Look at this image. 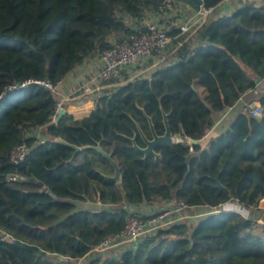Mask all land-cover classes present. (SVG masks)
Here are the masks:
<instances>
[{
    "label": "trees",
    "instance_id": "obj_1",
    "mask_svg": "<svg viewBox=\"0 0 264 264\" xmlns=\"http://www.w3.org/2000/svg\"><path fill=\"white\" fill-rule=\"evenodd\" d=\"M161 1L0 0V264H77L122 231L133 209L156 198L191 208L233 201L245 209H257L264 198V114L255 118L246 109L264 104L253 91L264 76V3L219 15L222 0L201 6L181 0L212 12L187 32L164 30L170 43L163 67L148 78L111 80L88 116L65 111L53 121L58 101L51 92L39 85L13 89L32 80L58 83L85 60L145 31L143 21ZM240 100L202 145L218 115ZM163 113L175 143L158 144L159 157L143 159L131 139L140 148L146 146L140 131L152 139L147 117L163 135ZM39 128L42 139L29 134ZM21 143L28 153L14 165L9 154ZM70 145L92 147L77 164L83 153L74 156ZM98 145L118 164L119 182ZM188 220L89 264H264L256 219L226 211Z\"/></svg>",
    "mask_w": 264,
    "mask_h": 264
},
{
    "label": "built area",
    "instance_id": "obj_2",
    "mask_svg": "<svg viewBox=\"0 0 264 264\" xmlns=\"http://www.w3.org/2000/svg\"><path fill=\"white\" fill-rule=\"evenodd\" d=\"M230 2L233 0H222ZM245 1V0H242ZM175 5V0H162L158 6L155 16L165 14L171 10ZM212 12V9L200 7L196 12L198 19H206ZM145 31L139 34L132 35L129 40L120 44H113L110 48L103 50L100 54L102 67L96 74L98 81L109 83L111 80H122L123 75L127 74L129 80L133 75V69L142 62L152 58L155 54L164 51L169 43L170 38L167 36L163 28L155 23L153 20L144 21ZM181 32H187L188 26H179ZM60 81L52 84L47 80L39 81L32 80L23 82L13 87V89H21L30 85H39L45 90L51 92L53 95L57 92V87ZM254 93L264 98V76L257 80ZM233 107L225 108L221 113L216 124L227 117ZM63 109L61 103L57 104V113ZM246 109L250 112L252 117L260 118L264 114V104L259 100L253 101L246 105ZM56 117H53V121ZM189 144H191L189 142ZM192 149V148H191ZM28 148L25 143H21L13 147L10 151V161L14 165H20L24 162ZM9 180H14L15 177H8ZM260 200L257 210L261 216H264V203ZM191 207L183 202L173 204L168 202L166 206L159 210H154L149 204H143L137 209L131 211V216L127 219L122 231L116 234L106 236L100 244L94 247L88 254H93L94 258H102L106 256L115 255L123 252L126 249L134 248L146 236L153 234L159 228H167L172 224L181 220L190 219ZM142 217H149L144 222ZM79 264V261L77 262Z\"/></svg>",
    "mask_w": 264,
    "mask_h": 264
},
{
    "label": "crops",
    "instance_id": "obj_3",
    "mask_svg": "<svg viewBox=\"0 0 264 264\" xmlns=\"http://www.w3.org/2000/svg\"><path fill=\"white\" fill-rule=\"evenodd\" d=\"M252 2L256 5H260L264 3V0H233L230 2L222 1L216 9V14L219 15H229L231 14L236 8L242 7L245 3ZM179 7L173 6L174 8L170 11H167L165 14L155 16V15H148V19L145 20H159L160 25H168V27H179L181 25L177 24V20L179 16H181L183 19L184 17L186 19H189L188 23L194 26L196 23L195 21H199V24L202 23L205 19L198 20V17H196V12L199 10V8L194 7L188 2L178 0ZM193 4V3H192ZM200 6V5H198ZM176 10V11H175ZM189 17H186L185 15ZM144 20V21H145ZM185 20V19H184ZM182 21V25H187V23ZM143 21V26H144ZM193 21V22H192ZM181 22V23H182ZM151 59V58H150ZM150 59L148 60L150 63ZM102 67V61L100 57H96L94 59H88L83 62V64L77 66L75 69L70 71L61 81L60 84L57 87V92L54 95L57 99L58 103H61L63 107V111L68 112L71 114L75 119L81 118L84 116H88L90 112L93 109L94 106V100L96 98L102 97L106 90L110 89L114 86V83H107L108 88L106 90H99V86L96 85V74L100 71ZM94 85V86H93ZM93 92V94L91 93ZM95 98L92 101L91 96H94ZM98 96V97H97ZM243 104V100H240L234 108H232L230 112V116L233 114V112L238 109ZM220 114L218 115V117ZM218 119V118H217ZM216 119V120H217ZM225 119V118H224ZM223 122V120H222ZM217 125L216 121L212 128H215ZM225 125V124H224ZM78 157V156H77ZM76 157V163L80 164L83 161V157L80 161H77ZM264 203V198L261 199ZM166 202L163 203V205L155 206L153 204H149L154 210H159L160 208L166 206ZM213 210V211H212ZM204 211H210L211 213H219V212H226V211H233L241 213L248 218L256 219L258 225H259V232L260 235L264 236V216H261L260 212L257 209H245L242 205L238 204L237 202H227L225 204L220 205L217 208H208V207H193L191 208V215L192 218H196L197 216H200L201 212ZM259 234V233H258ZM89 255L83 257L79 260V264H89Z\"/></svg>",
    "mask_w": 264,
    "mask_h": 264
},
{
    "label": "rangeland",
    "instance_id": "obj_4",
    "mask_svg": "<svg viewBox=\"0 0 264 264\" xmlns=\"http://www.w3.org/2000/svg\"><path fill=\"white\" fill-rule=\"evenodd\" d=\"M174 6H178L179 7V3H178V0H175V5ZM174 8V7H173ZM172 8V9H173ZM171 9V10H172ZM170 11V10H169ZM176 11V10H175ZM185 15L186 17H189L187 16L186 14H183ZM145 19H148V17H146ZM185 19V20H184ZM184 19L179 16L178 20H177V24L178 25H182L183 24V20L185 23H187L186 26H188V29L191 30L193 27H195L197 24H199V21H195V25L190 27V23H188L189 19H186L184 17ZM159 20L160 19H157L155 20L154 22L157 23L158 25H160L159 23ZM200 20V19H198ZM182 22V23H181ZM193 22V21H192ZM131 23V22H130ZM163 30L167 31L169 29H171L170 27H168V25H163L161 24L160 25ZM112 42H114V40H111ZM169 47V46H168ZM167 51L168 49H166L164 52L160 53V54H155L151 59H150V63H149V59L145 62H142L140 65L136 66V68L133 69V75L131 76V79L135 80V79H142V78H148L155 70H158L160 68L163 67V64H164V57L167 55ZM100 57V56H99ZM96 85L99 86V90L102 91V90H106L108 87L105 86L107 85V83H104V82H100L98 81V79L96 78ZM94 86V85H93ZM93 94V92H91ZM98 97V96H97ZM91 100L93 101L94 98H95V95L94 96H91ZM98 98H96L94 100V102L97 100ZM230 116V113L227 115V117H225V119H223V122L221 121V123H218L217 125H215L216 127L215 128H211L210 131L207 132V134L205 135L203 141H202V145H206V143L208 142V140L214 136H216V133L217 131H219L223 125L225 124L224 122L227 120V118ZM217 117V116H216ZM218 118V117H217ZM30 135H33V136H36L38 137L39 139H42L43 138V129L42 128H39V129H34L33 131H31L29 133ZM84 154V152H81ZM153 205L155 206H159V205H162L161 201L159 198H156L153 202H152ZM81 206H84V205H81ZM86 207H91V209L93 208V206H87L85 205ZM213 211V210H212ZM201 215L200 216H197L196 218H192V219H189L188 220V224H195L198 220L202 219V218H205L207 217L208 215H211L212 213L209 211H204V212H201L200 213ZM145 218V217H144ZM142 218V220L144 219ZM148 220V219H147ZM147 220H143L144 222H146ZM95 256L93 254H90L89 255V261L94 258Z\"/></svg>",
    "mask_w": 264,
    "mask_h": 264
},
{
    "label": "water",
    "instance_id": "obj_5",
    "mask_svg": "<svg viewBox=\"0 0 264 264\" xmlns=\"http://www.w3.org/2000/svg\"><path fill=\"white\" fill-rule=\"evenodd\" d=\"M190 2H192L193 4H196V5H202L203 1L202 0H189ZM64 113L63 109H61L58 113V116L56 118L59 119L62 114ZM167 117L168 115L167 114H164L163 113V123H164V126H165V133L161 136L157 135L154 131V127H153V124L151 122V119L149 117L148 120H149V123H150V129H151V132H152V139L149 140L147 139L143 134L142 132L140 131L141 135H142V138H143V141L145 143V147L144 148H140L139 146H137L136 144V141H135V137L131 139L132 143H133V148L136 149L138 152L142 153L144 155V158L143 159H146L150 154L156 156V157H159V154L155 153L154 151V147L158 144H167V145H171L173 143H175V137L172 135L171 133V129L169 127V124H168V120H167ZM55 141L58 142V143H62V144H67L64 140L60 139V138H55ZM191 144H196L197 141L195 140H192L190 141ZM74 150H75V154L74 156H76L77 154L85 151L87 148L89 147H92L91 145H84L82 147H78V146H75V145H70ZM94 148L100 152L104 157H106L107 159L110 160L111 164L113 165L114 167V175L111 176L110 178L119 182L120 179H121V175H120V169H119V166L118 164L112 159L111 155L109 154H106L105 152H103V150L100 148V146H94ZM227 192V190H225Z\"/></svg>",
    "mask_w": 264,
    "mask_h": 264
}]
</instances>
